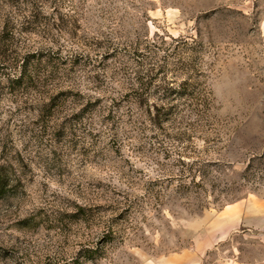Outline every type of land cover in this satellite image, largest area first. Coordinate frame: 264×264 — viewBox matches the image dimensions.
Here are the masks:
<instances>
[{"label": "rangeland", "instance_id": "rangeland-1", "mask_svg": "<svg viewBox=\"0 0 264 264\" xmlns=\"http://www.w3.org/2000/svg\"><path fill=\"white\" fill-rule=\"evenodd\" d=\"M39 1L0 0V23L69 22L17 33L56 63L45 85L37 53L28 85L0 66V264H264L236 210L264 198V0ZM184 80L215 127L154 124Z\"/></svg>", "mask_w": 264, "mask_h": 264}, {"label": "trees", "instance_id": "trees-1", "mask_svg": "<svg viewBox=\"0 0 264 264\" xmlns=\"http://www.w3.org/2000/svg\"><path fill=\"white\" fill-rule=\"evenodd\" d=\"M16 3H21V0H13ZM39 8L40 10L44 8V5H47V2L40 0L39 1ZM37 25L42 26L45 29H55V31L64 33L66 27L69 26V22L67 20L65 21H32L30 23H13L10 21H4L0 23V66L10 68L11 70H14L15 73H17V76L15 78H11L9 76L10 81L17 82L19 86L21 84L28 85L29 79H27V76L25 75V69L28 65H32L31 61H29L30 54H33V58L37 55L39 56L36 58L37 64L45 65V69L43 72H38L33 77L29 75L30 80H33L34 82L40 83V79H43V82L40 83V85H45L48 78L52 77L54 72L59 71L58 68H56V63L54 61H51L50 57L48 55H44L42 52L46 49L43 47L34 48L33 46H29L28 44L20 45L18 43V36L17 33L20 35L25 34L27 31H32L29 26L36 27ZM50 41V40H49ZM34 48V49H33ZM32 50V51H31ZM43 60H45L43 62ZM44 63V64H43ZM161 68V66H160ZM155 70L154 65H150L149 68H144L141 71H135V74H139L136 77V80L140 83L141 81H144L145 79L150 80L152 79V74ZM147 72V73H144ZM154 77V76H153ZM145 84V83H144ZM152 84V81H149V85ZM191 87H194L193 85ZM201 87V86H200ZM199 86L191 91L189 89V80H184V82L180 86V90L177 89H170L172 94H178L180 96H190L189 102L185 101L181 105H185L187 109L184 108H176L173 105H170L169 103H164L161 105H152L148 106L146 111L149 113L150 116H152L154 124H157L158 126H161L163 122V118L166 117H173L174 114H177L178 116L184 114L187 110H189V106L192 107L190 109L191 113H193L198 118V123L201 126V131H203V127L209 125L210 127H215L218 123V119L211 120L212 117L216 116H210L211 110H212V103L210 97L207 96V90L206 87L200 88ZM190 90V91H188ZM206 92V93H205ZM173 106V107H172ZM153 109V111L151 110ZM175 110H178L174 112ZM154 115V116H153ZM213 130L215 128H212ZM7 186L8 182L7 179L3 177V174L0 173V197L3 196L7 192ZM83 210V208H81ZM82 219H85L82 217ZM82 255L84 256L85 260H94L98 256L101 255L98 249L93 248H87L84 249L82 252ZM80 257H75L72 260L71 264H80L79 262ZM69 264V263H64Z\"/></svg>", "mask_w": 264, "mask_h": 264}, {"label": "crops", "instance_id": "crops-1", "mask_svg": "<svg viewBox=\"0 0 264 264\" xmlns=\"http://www.w3.org/2000/svg\"><path fill=\"white\" fill-rule=\"evenodd\" d=\"M236 210L241 225L247 230L264 232V198H248L236 205Z\"/></svg>", "mask_w": 264, "mask_h": 264}]
</instances>
